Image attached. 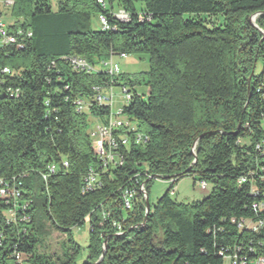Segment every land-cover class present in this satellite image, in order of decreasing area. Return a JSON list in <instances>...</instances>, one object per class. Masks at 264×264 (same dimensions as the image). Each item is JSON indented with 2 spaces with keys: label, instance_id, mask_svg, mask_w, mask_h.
Segmentation results:
<instances>
[{
  "label": "trees",
  "instance_id": "trees-1",
  "mask_svg": "<svg viewBox=\"0 0 264 264\" xmlns=\"http://www.w3.org/2000/svg\"><path fill=\"white\" fill-rule=\"evenodd\" d=\"M105 1L104 8L96 0L11 5L7 27L31 37L20 49L0 47V67L14 72L6 83L20 89L17 98L0 93V180L20 191L19 204L29 201L30 221H7L10 204L0 199V264H76L80 248L69 231L87 217L92 229L81 264L102 254L103 233L106 251L96 264H222L241 241L264 254V231L246 234L231 221L264 216L251 208L264 202V156L255 149L264 140V0ZM119 8L128 21L112 17ZM101 14L108 28H93ZM121 53L146 55L148 70L113 78L73 71L64 59L78 55L97 65ZM111 79L132 91L123 112L147 140L124 149L123 163L102 172L101 187L82 193L87 169H99L88 117L108 113L91 102V87ZM76 98L89 102L86 111H76ZM61 158L68 167L43 180L46 166ZM145 175L171 185L146 213L145 201L120 211L123 186L145 181L148 197ZM186 175L210 186L202 199L171 197ZM102 210L125 219L122 235L106 232ZM46 223L69 235L60 254L38 248Z\"/></svg>",
  "mask_w": 264,
  "mask_h": 264
},
{
  "label": "built area",
  "instance_id": "built-area-1",
  "mask_svg": "<svg viewBox=\"0 0 264 264\" xmlns=\"http://www.w3.org/2000/svg\"><path fill=\"white\" fill-rule=\"evenodd\" d=\"M1 2L3 6H11L13 4V0H2ZM96 2L103 8L106 6L105 0H96ZM111 15L121 22L130 19L128 12L121 8L114 9L111 12ZM99 26L101 29L108 28L107 17L103 14L99 15ZM30 37V30H24L20 27L10 30L0 16V47L11 45L20 49ZM119 56L123 58L126 57V54L121 53ZM113 57V55H110L108 59L100 61L97 65L90 64L85 58L78 55H70L64 57V59L73 71L85 73L104 72L109 77L115 78L120 74V68L118 64L114 62ZM13 74L14 72L9 67H0V93H6L9 98H17L20 95V89L7 84L6 79L4 78L5 76L12 77ZM115 82L116 81L111 79L103 84L93 85L91 87V102L97 106L108 107V113L101 118L102 120H100V118H95L93 126L89 130L91 148L98 161L99 169L93 167L87 169L81 184L82 193L101 187L102 172L123 163L124 149H127L131 145L137 146L147 140V136L137 131L136 124L124 114L123 107H121L115 114L111 112L114 98L113 89L116 87ZM118 87L121 91V98L124 102L123 106L128 105L132 98V91H130L129 87L125 85ZM145 93H147V90ZM73 103L77 112L86 111L89 107V102L81 98L74 99ZM255 149L261 156H264V140L257 143ZM66 167H68L67 159L61 158L58 162L49 163L46 166L45 171L41 174V177L43 180H46L49 174H53ZM145 176L146 180L154 178L151 175ZM242 181H244L243 178ZM0 184V199L10 204L6 214L8 218L7 221L29 222L30 218L26 214V208L29 206V201L23 200L19 204V199L22 197L20 191L14 187L13 184L10 186L7 183H3L1 180ZM198 185L201 190L207 189V184L204 181H199ZM146 194L145 181L141 183L135 181L133 184L131 183L130 185L123 186L120 189L119 194V210L131 211L137 202L141 203L145 201ZM101 208H103V206H101ZM251 208L256 214L264 213V202L254 201L251 204ZM18 209L20 212H18ZM146 212L145 208V213ZM106 219V232L109 234L112 233L113 235H122L125 232L124 218H114L111 216L110 212L102 210V220ZM231 221L236 224L238 231H244L246 234H258L260 231H264V216L259 217L258 219L242 218L238 220L232 219ZM101 224L102 222L100 225ZM91 229V226H89V230ZM104 235L105 234L103 233L102 236L105 237L104 240H106L108 235ZM248 242V244L242 241L239 242V244H234L231 253L223 256L222 264H264V254H256L254 249L249 245L250 241ZM249 252L253 254H248ZM14 258L17 263L23 261V256L18 253L14 255Z\"/></svg>",
  "mask_w": 264,
  "mask_h": 264
},
{
  "label": "rangeland",
  "instance_id": "rangeland-1",
  "mask_svg": "<svg viewBox=\"0 0 264 264\" xmlns=\"http://www.w3.org/2000/svg\"><path fill=\"white\" fill-rule=\"evenodd\" d=\"M2 1V0H1ZM2 3V2H1ZM53 5L55 4V0H52ZM2 6V4H1ZM136 8L140 7V4H135ZM11 6H3L2 7V18L7 25H11L13 22L12 17L9 15ZM257 14H254L250 17L251 23L255 25V18ZM92 27L98 29L99 24L97 20V16H93L92 18ZM114 62H116L120 68V73L127 75L128 77L133 76L139 72H145L148 70V59L146 55H137L131 54L126 55V57H120L119 55H115L113 57ZM100 66V65H98ZM261 66L257 65V71H259ZM139 92L145 91V87H137ZM114 98H113V106L111 112L113 114L117 113L118 110L123 107V100L121 98V91L118 86L114 87ZM88 129L93 126V118L88 117ZM102 120V119H100ZM261 127L264 131V120L261 122ZM170 181L162 180L159 178H152L150 182L147 183L148 189V202L149 204H153L156 200L170 187ZM210 186H207L206 190H201L198 185V180L192 178L189 175L183 176L179 178L172 185V193L171 197L178 202H192L195 200L202 199L209 191ZM47 228V234H44L41 237V242L38 244V248L41 247V251L45 252H56L57 254L62 253L66 250L68 233L60 232L55 229L49 223L45 224ZM88 232H89V219L88 217L85 219L84 223L80 226L73 227L70 229L69 234L71 239L78 244L80 250L76 257V264H81L86 260V246L88 242ZM99 259V258H98ZM97 259V260H98ZM22 264H26L24 261Z\"/></svg>",
  "mask_w": 264,
  "mask_h": 264
},
{
  "label": "water",
  "instance_id": "water-1",
  "mask_svg": "<svg viewBox=\"0 0 264 264\" xmlns=\"http://www.w3.org/2000/svg\"><path fill=\"white\" fill-rule=\"evenodd\" d=\"M154 178H156V177H154ZM145 208H146V211L149 210V202H148L147 194H146V197H145ZM105 251H106V240L103 241V252H102V254L99 256V259L97 261H95L93 264L98 263L103 258V255H104Z\"/></svg>",
  "mask_w": 264,
  "mask_h": 264
}]
</instances>
